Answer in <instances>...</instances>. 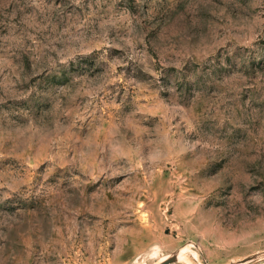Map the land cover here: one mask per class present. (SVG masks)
Masks as SVG:
<instances>
[{
  "label": "rangeland",
  "instance_id": "obj_1",
  "mask_svg": "<svg viewBox=\"0 0 264 264\" xmlns=\"http://www.w3.org/2000/svg\"><path fill=\"white\" fill-rule=\"evenodd\" d=\"M0 264H264V0H0Z\"/></svg>",
  "mask_w": 264,
  "mask_h": 264
}]
</instances>
